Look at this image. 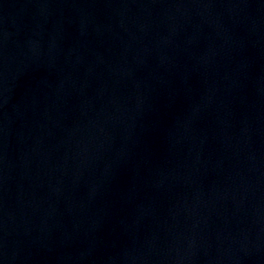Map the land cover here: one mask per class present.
Returning <instances> with one entry per match:
<instances>
[{"label":"water","instance_id":"obj_1","mask_svg":"<svg viewBox=\"0 0 264 264\" xmlns=\"http://www.w3.org/2000/svg\"><path fill=\"white\" fill-rule=\"evenodd\" d=\"M0 264H264V0H0Z\"/></svg>","mask_w":264,"mask_h":264}]
</instances>
